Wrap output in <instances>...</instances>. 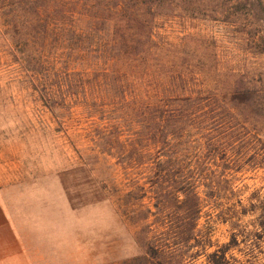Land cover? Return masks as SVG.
Returning a JSON list of instances; mask_svg holds the SVG:
<instances>
[{
  "label": "trees",
  "instance_id": "16d2710c",
  "mask_svg": "<svg viewBox=\"0 0 264 264\" xmlns=\"http://www.w3.org/2000/svg\"><path fill=\"white\" fill-rule=\"evenodd\" d=\"M177 10L248 17L264 0H0L33 92L58 121L85 119L94 158L122 172L108 193L132 211L143 249L113 264H247L232 251L264 241V197L239 211H259L253 230L222 202L239 174L264 168V21L227 15L218 34L164 35ZM213 215L228 242L200 226Z\"/></svg>",
  "mask_w": 264,
  "mask_h": 264
},
{
  "label": "rangeland",
  "instance_id": "374dc122",
  "mask_svg": "<svg viewBox=\"0 0 264 264\" xmlns=\"http://www.w3.org/2000/svg\"><path fill=\"white\" fill-rule=\"evenodd\" d=\"M209 15L210 20L193 19L177 10L160 31L173 36L196 31L218 34L220 20L227 15L245 23L264 21L259 10L248 17L245 12ZM5 29L0 12V203L13 230L0 232V264H113L140 254V224L132 211L122 208V213L118 197L108 193L113 186L121 187V170L112 166L111 159L94 158L85 119L58 121L33 92L13 61ZM260 29L236 30L234 35H263ZM235 185L237 196L222 203L235 207L242 224L253 230L259 211L246 215L239 211L250 197H264V168L239 174ZM215 216L209 221L205 216L200 226L212 227L216 244L226 243L229 225ZM14 246L20 249L12 254ZM232 253L247 264H264V241L257 248L242 244Z\"/></svg>",
  "mask_w": 264,
  "mask_h": 264
},
{
  "label": "crops",
  "instance_id": "0c3cea01",
  "mask_svg": "<svg viewBox=\"0 0 264 264\" xmlns=\"http://www.w3.org/2000/svg\"><path fill=\"white\" fill-rule=\"evenodd\" d=\"M9 230L10 232L12 230V228L9 227V218L7 214L5 213V209L2 207V204L0 203V232L4 233V232H8ZM12 236H13V232H12ZM19 249H20V246H18L17 248L15 246L12 247L11 249L13 251L12 254L14 253V251H18Z\"/></svg>",
  "mask_w": 264,
  "mask_h": 264
}]
</instances>
